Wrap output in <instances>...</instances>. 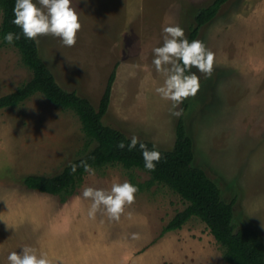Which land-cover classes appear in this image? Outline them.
<instances>
[{
	"label": "rangeland",
	"instance_id": "374dc122",
	"mask_svg": "<svg viewBox=\"0 0 264 264\" xmlns=\"http://www.w3.org/2000/svg\"><path fill=\"white\" fill-rule=\"evenodd\" d=\"M212 2L72 0L81 23L76 45L42 36L39 53L62 88L95 108L116 66L103 123L129 138L172 149L181 118L193 141L194 165L233 202L235 226L253 225L264 240V0H228L199 30L196 40L215 53L213 72L210 78L197 73L200 89L176 109L182 115H172L171 102L155 91L164 77L152 64V50L163 44V27L178 25L187 38L196 10ZM29 78L17 49L0 39V96ZM86 142L74 112L41 94L0 109V264L25 246L47 253L52 264H228L196 217L163 233L188 204L164 184L138 191L119 223L99 213L87 218L90 202L76 199L84 188L110 190L114 182L131 183L130 173L143 182L149 178L144 171L121 165L94 169L65 201L24 186L27 175L60 173L95 145ZM132 233L140 238L131 239Z\"/></svg>",
	"mask_w": 264,
	"mask_h": 264
},
{
	"label": "trees",
	"instance_id": "16d2710c",
	"mask_svg": "<svg viewBox=\"0 0 264 264\" xmlns=\"http://www.w3.org/2000/svg\"><path fill=\"white\" fill-rule=\"evenodd\" d=\"M228 0L213 2L196 10L193 23L189 26L187 39L196 40L199 30L217 15L220 7ZM15 0H0V39L2 45L8 32L20 34L21 38L9 45L17 49L22 65L30 72V78L13 92L0 96V109L16 107L33 95L41 94L55 107L74 112L81 123V129L87 139L86 145L95 144L82 156L64 166L54 176L27 175L22 179L25 187L41 193L55 196L71 195L78 181L87 174L81 167L86 162L93 169L107 165H121L126 170L138 169L146 172L149 178L143 182L136 181L132 173L129 178L132 185L143 191L155 184H164L176 192L188 204L178 212L163 228V233L181 228L192 217L206 224L210 233L223 250L224 260L228 264H264V240L253 225L236 227L233 222V202H226L218 185L208 177L206 172L194 165L193 141L187 134L184 122L179 118L175 127V143L172 149L157 148L152 142L139 140L149 150L159 151L161 160L155 171H147L144 167L139 144L132 151L127 145L131 138L122 131L103 123L111 101L112 85L115 80V69L109 75L106 87L95 108L91 102L75 91H67L56 81L54 75L42 60L38 43L26 40L21 30L12 21ZM186 110V105L183 107ZM123 142L126 147L121 150L117 146ZM77 165L73 173L70 165Z\"/></svg>",
	"mask_w": 264,
	"mask_h": 264
},
{
	"label": "clouds",
	"instance_id": "9594fccd",
	"mask_svg": "<svg viewBox=\"0 0 264 264\" xmlns=\"http://www.w3.org/2000/svg\"><path fill=\"white\" fill-rule=\"evenodd\" d=\"M14 19L12 23L21 30L26 40L38 42L39 37L52 36L59 38L64 47H74L77 34L81 30V23L72 0H15L13 8ZM163 44L155 47L152 64L157 73L164 77L163 84L155 89L161 99L171 102L172 115L179 117L181 111H176L189 97H195L200 89V76L203 74L210 78L213 72L215 53L208 50L200 40L191 42L185 37L183 28L178 25L165 26L162 29ZM21 38L20 34L8 32L4 41L11 45ZM195 69L196 71H193ZM139 144L144 167L147 171H155L156 164L161 160L159 151L149 150L144 143H140L137 136L131 137L127 145L132 151ZM123 150L126 145L121 142L117 146ZM81 167L90 175H95V170L86 162H81ZM72 172L77 165H70ZM138 188L125 181L113 183L110 190L86 187L83 189L78 201H89L86 216L95 220L97 214L107 217L108 221L119 223L125 215L126 208L135 203ZM127 218H133L132 213H127ZM138 233H132L131 239L137 240ZM8 264H52L47 253L37 254L32 247H22L18 254L16 251L7 256Z\"/></svg>",
	"mask_w": 264,
	"mask_h": 264
}]
</instances>
